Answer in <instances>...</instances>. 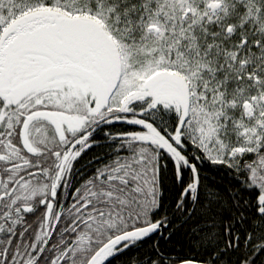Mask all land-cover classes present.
<instances>
[{
	"label": "snow or ice",
	"instance_id": "6c2138e0",
	"mask_svg": "<svg viewBox=\"0 0 264 264\" xmlns=\"http://www.w3.org/2000/svg\"><path fill=\"white\" fill-rule=\"evenodd\" d=\"M0 264H264V0H0Z\"/></svg>",
	"mask_w": 264,
	"mask_h": 264
}]
</instances>
